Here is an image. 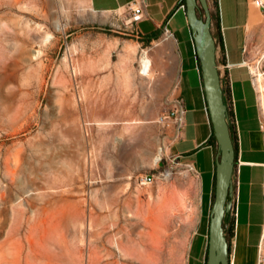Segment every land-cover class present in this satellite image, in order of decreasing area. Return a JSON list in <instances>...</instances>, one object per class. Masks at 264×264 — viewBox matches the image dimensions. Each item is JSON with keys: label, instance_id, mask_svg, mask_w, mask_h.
Segmentation results:
<instances>
[{"label": "rangeland", "instance_id": "rangeland-1", "mask_svg": "<svg viewBox=\"0 0 264 264\" xmlns=\"http://www.w3.org/2000/svg\"><path fill=\"white\" fill-rule=\"evenodd\" d=\"M88 15L73 0H0V264H204L198 178L163 151L154 165L155 124L136 105L104 119L101 83L135 74L78 40Z\"/></svg>", "mask_w": 264, "mask_h": 264}, {"label": "crops", "instance_id": "crops-1", "mask_svg": "<svg viewBox=\"0 0 264 264\" xmlns=\"http://www.w3.org/2000/svg\"><path fill=\"white\" fill-rule=\"evenodd\" d=\"M140 1L73 0L74 7L89 13L79 18L80 26L74 34H78L79 41L84 38L90 50H103L106 55L121 52L129 68L133 65L135 80L103 82L99 86L104 89V119L111 118L109 105L124 104L136 105L132 110L136 119L154 122V138L166 157L193 168L202 215L209 221L220 148L212 141L215 131L187 9L184 0H142L144 19L133 22L128 6ZM208 1H213L219 13L222 43L221 50L219 45L217 48L218 63L230 65L228 76L239 133L233 198L236 223L235 234L229 239L230 264H264L263 98L256 78L245 64L264 54V12L255 0ZM82 24L88 27L82 29ZM166 28L173 36L166 34ZM225 48L227 60L222 58ZM145 57L150 59L146 74L141 70ZM177 98L185 103L183 126L158 121ZM7 218L10 222V216L0 215V229Z\"/></svg>", "mask_w": 264, "mask_h": 264}, {"label": "water", "instance_id": "water-1", "mask_svg": "<svg viewBox=\"0 0 264 264\" xmlns=\"http://www.w3.org/2000/svg\"><path fill=\"white\" fill-rule=\"evenodd\" d=\"M187 16L192 27L201 60L207 102L220 148L216 171V198L211 211L208 264H230L231 250L225 219L234 209V172L236 148L225 101L217 56V41L213 33L212 13L208 0H186ZM203 8L205 17L198 11Z\"/></svg>", "mask_w": 264, "mask_h": 264}, {"label": "built area", "instance_id": "built-area-1", "mask_svg": "<svg viewBox=\"0 0 264 264\" xmlns=\"http://www.w3.org/2000/svg\"><path fill=\"white\" fill-rule=\"evenodd\" d=\"M255 3L259 6L264 8V2L261 0H255ZM128 9L131 13V20L133 22H140L144 19L145 16V1H140V2H133L130 3L128 6ZM166 34H168L169 36H173V33L166 28ZM219 48L221 50V46L219 45ZM222 58H224L225 60H227L228 58V53L227 50L225 48V50L222 52ZM252 64H251V63ZM245 64L249 67L250 71L252 72V75L257 79L256 74L254 73L252 70V65L255 67V69L262 73L264 75V54H262L260 57H258L257 59L251 61V60H247L245 62ZM230 68V65L228 63H219V70L221 73V80H223L225 83H230V78L228 76V70ZM142 73H148V69H146L145 66H143L142 68ZM260 94H262L261 88H260ZM229 104H231V106L234 109V102H233V96H232V100L229 101L227 103V105L229 106ZM261 104H262V108L264 111V101L261 99ZM185 103L184 100L182 98H177L175 99L174 103H173V107L164 115H162L160 117V122L161 123H165V124H169L171 122H174L177 126L181 127L184 124V117H185ZM235 112V109H234ZM229 121H230V125L232 126L233 124H235L236 128H237V121H236V115H235V122L233 120H231V118L229 117ZM238 131V128H237ZM239 134V133H238ZM190 169H193L190 167ZM167 172V171H166ZM165 172V173H166ZM165 173H162L161 175L164 177ZM156 180V176L155 175H146V176H142L139 178V183L141 185H150L152 184L154 181ZM234 212V211H232ZM264 260V259H263Z\"/></svg>", "mask_w": 264, "mask_h": 264}, {"label": "trees", "instance_id": "trees-1", "mask_svg": "<svg viewBox=\"0 0 264 264\" xmlns=\"http://www.w3.org/2000/svg\"><path fill=\"white\" fill-rule=\"evenodd\" d=\"M183 4L186 6V9H187L186 0L183 1ZM198 13H199L200 17H205L204 16L205 10L203 8H201L198 11ZM212 16L214 17V21H216V28H217L216 29L217 32H213V33H214V37L217 41V45H219L220 43H222V36H221L220 25H219V21H220L219 13L216 11V14H212ZM222 86H223V90H224L225 101H226V103H228L229 101L232 100L231 84L228 82L225 83L222 80ZM228 112H229V117L231 118V120H233L235 122V112H234V109L231 106V104H229V106H228ZM231 131H232V136H233V140L235 143L236 161H237L238 153H239V134H238V131H237L235 124H233L231 126ZM212 141H214L216 144L218 143L217 138L215 136V133L213 134ZM216 183H217V178L215 175L214 190H213V195H212V208H213L215 198H216ZM210 219H211V214H210L209 221H208V235H207V239L205 242V249H204V264H208L209 240H210ZM235 223H236V213L234 211L231 217L227 216L225 219V224L226 225L230 224V228H229V230H227L228 241L235 234Z\"/></svg>", "mask_w": 264, "mask_h": 264}, {"label": "bare ground", "instance_id": "bare-ground-1", "mask_svg": "<svg viewBox=\"0 0 264 264\" xmlns=\"http://www.w3.org/2000/svg\"><path fill=\"white\" fill-rule=\"evenodd\" d=\"M143 61H144V66L146 67V69H148L149 70V65H150V59L148 58V57H145L144 59H143ZM143 64V63H142ZM252 64V63H251ZM142 68V67H141ZM142 70V69H141ZM252 70H253V72L254 73H257L256 74V76H257V79H256V81H257V83H258V85H259V88H261V91H262V94H261V96H262V98H263V100H264V75L262 74V73H260V72H258L256 69H255V67L252 65ZM146 74V73H145ZM162 159V150L160 151V153L156 156V158L154 159V165H157L158 164V162L160 161ZM171 175H172V172H166V174L164 175V177L165 178H170L171 177Z\"/></svg>", "mask_w": 264, "mask_h": 264}, {"label": "flooded vegetation", "instance_id": "flooded-vegetation-1", "mask_svg": "<svg viewBox=\"0 0 264 264\" xmlns=\"http://www.w3.org/2000/svg\"><path fill=\"white\" fill-rule=\"evenodd\" d=\"M212 23H213V25H214V17H213V16H212ZM231 200H233V198H232ZM233 202H234V201H233ZM231 213H232V212H231ZM231 213L228 214L229 217H230Z\"/></svg>", "mask_w": 264, "mask_h": 264}]
</instances>
